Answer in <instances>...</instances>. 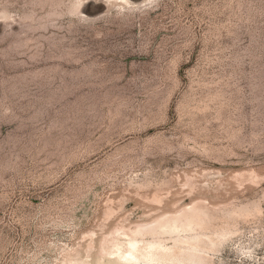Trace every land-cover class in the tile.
I'll list each match as a JSON object with an SVG mask.
<instances>
[{
  "label": "rangeland",
  "instance_id": "rangeland-1",
  "mask_svg": "<svg viewBox=\"0 0 264 264\" xmlns=\"http://www.w3.org/2000/svg\"><path fill=\"white\" fill-rule=\"evenodd\" d=\"M132 2L0 0V264L186 206L216 250L176 262L264 264V0Z\"/></svg>",
  "mask_w": 264,
  "mask_h": 264
},
{
  "label": "bare ground",
  "instance_id": "bare-ground-1",
  "mask_svg": "<svg viewBox=\"0 0 264 264\" xmlns=\"http://www.w3.org/2000/svg\"><path fill=\"white\" fill-rule=\"evenodd\" d=\"M135 4L131 2L129 5ZM3 16H7V13L0 12V20ZM200 215L201 212L196 208L186 206L147 223H137L130 228L121 226L119 230L101 239L98 260H106L111 264H186L176 262L175 258L187 251L207 257L211 262L208 253L216 250L215 240L210 235H195V226L201 225ZM147 237L153 240L149 241ZM72 262L68 260L67 264Z\"/></svg>",
  "mask_w": 264,
  "mask_h": 264
},
{
  "label": "clouds",
  "instance_id": "clouds-1",
  "mask_svg": "<svg viewBox=\"0 0 264 264\" xmlns=\"http://www.w3.org/2000/svg\"><path fill=\"white\" fill-rule=\"evenodd\" d=\"M121 2L125 5L123 8L119 9V11H126L127 10V6L132 2V0H121ZM151 2H154V0H151ZM246 257H248L249 259H251V256L249 253H245L244 254Z\"/></svg>",
  "mask_w": 264,
  "mask_h": 264
}]
</instances>
